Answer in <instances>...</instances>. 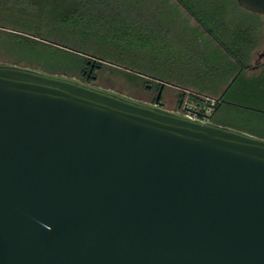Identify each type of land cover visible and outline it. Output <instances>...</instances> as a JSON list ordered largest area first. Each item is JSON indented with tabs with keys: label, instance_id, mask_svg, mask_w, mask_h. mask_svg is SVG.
I'll list each match as a JSON object with an SVG mask.
<instances>
[{
	"label": "water",
	"instance_id": "obj_1",
	"mask_svg": "<svg viewBox=\"0 0 264 264\" xmlns=\"http://www.w3.org/2000/svg\"><path fill=\"white\" fill-rule=\"evenodd\" d=\"M164 85L0 61V264H264V138L163 107Z\"/></svg>",
	"mask_w": 264,
	"mask_h": 264
},
{
	"label": "trees",
	"instance_id": "obj_2",
	"mask_svg": "<svg viewBox=\"0 0 264 264\" xmlns=\"http://www.w3.org/2000/svg\"><path fill=\"white\" fill-rule=\"evenodd\" d=\"M263 18L237 0H0V61L89 83L116 69L156 93L174 86L222 124L233 109L264 115L249 104L264 102V64L251 62Z\"/></svg>",
	"mask_w": 264,
	"mask_h": 264
},
{
	"label": "rangeland",
	"instance_id": "obj_3",
	"mask_svg": "<svg viewBox=\"0 0 264 264\" xmlns=\"http://www.w3.org/2000/svg\"><path fill=\"white\" fill-rule=\"evenodd\" d=\"M208 1L210 2L216 1L219 4L224 2V0H208ZM236 11H237L235 12L236 17H246L250 20L254 19L255 21L259 20V18L245 15V13L238 12V10ZM263 33H264V18H263ZM262 51H264V40L260 48L252 56V61H251L252 64L255 63V61L258 59V54L261 53ZM96 75L98 78L97 80L94 81L93 84L105 88L114 89L118 92H121L123 94L129 95L134 98L148 100L154 94H156V91L153 90L155 87V82L149 80H141V79L130 80L126 74L116 69L106 68L99 72H96ZM180 95H181L180 90H178L174 86H168L163 88L161 93V100L165 108L173 109L179 104L181 106V112L183 113L192 110L199 111L201 109H204L205 111L208 112V107L201 108L195 105L194 102L188 100L189 96L187 95V93L186 95H183V99L181 101H180L181 99ZM249 104L264 109V102L262 103V102L254 101ZM232 111L235 112L224 111V113L221 115L219 121L222 124H225L223 126L235 128L253 134L255 136L264 138V115L255 111H249L243 109L239 111L233 109ZM211 112L209 113L211 114Z\"/></svg>",
	"mask_w": 264,
	"mask_h": 264
},
{
	"label": "built area",
	"instance_id": "obj_4",
	"mask_svg": "<svg viewBox=\"0 0 264 264\" xmlns=\"http://www.w3.org/2000/svg\"><path fill=\"white\" fill-rule=\"evenodd\" d=\"M212 111V107H208V112L205 111V110H197V111H188L186 112V114L194 117V118H199V119H202V120H206L208 118V116L210 115L209 112Z\"/></svg>",
	"mask_w": 264,
	"mask_h": 264
},
{
	"label": "flooded vegetation",
	"instance_id": "obj_5",
	"mask_svg": "<svg viewBox=\"0 0 264 264\" xmlns=\"http://www.w3.org/2000/svg\"><path fill=\"white\" fill-rule=\"evenodd\" d=\"M258 55H259V54H258ZM257 64H264V58H260V59H259V57H258V59L255 61L253 67H257ZM156 96H157V93L154 94L151 98H149V99L146 100V101H149V102H155ZM160 102H161V105H162L163 107H165L164 104L162 103L161 98H160ZM172 110H179V111H181V106L178 104V105H177L176 107H174Z\"/></svg>",
	"mask_w": 264,
	"mask_h": 264
}]
</instances>
